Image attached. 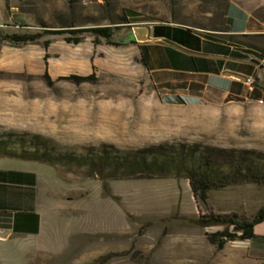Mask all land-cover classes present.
Returning <instances> with one entry per match:
<instances>
[{
	"label": "rangeland",
	"instance_id": "374dc122",
	"mask_svg": "<svg viewBox=\"0 0 264 264\" xmlns=\"http://www.w3.org/2000/svg\"><path fill=\"white\" fill-rule=\"evenodd\" d=\"M224 7V0H0V158L37 169L47 219L40 237L18 238L0 220V264H264V222L252 240L223 249L208 236L234 226L205 225L216 217L252 221L264 209L262 87L247 100L162 90L133 34L161 23L221 27L208 16ZM104 27L114 31L111 45L81 32ZM160 33L173 60L204 53L217 71L229 56L180 27ZM23 36L36 39H11ZM77 36L79 45L66 41ZM199 169L213 175L205 202L188 180Z\"/></svg>",
	"mask_w": 264,
	"mask_h": 264
},
{
	"label": "crops",
	"instance_id": "0c3cea01",
	"mask_svg": "<svg viewBox=\"0 0 264 264\" xmlns=\"http://www.w3.org/2000/svg\"><path fill=\"white\" fill-rule=\"evenodd\" d=\"M224 2L223 10L208 16L211 19L214 15L221 27L196 29L173 23L144 25L150 28V41L137 42L136 49L138 54L145 50L149 74L156 86L182 94L197 88L213 89L226 97L247 100L252 94H249L250 88L245 81L226 77L225 73L246 77L248 72L255 76L257 86L264 92V0ZM233 12L241 17L239 23L231 20ZM166 26L180 27L204 43L217 44L229 56L219 62L217 71L212 67L214 61L204 53L187 51L184 54L180 52L174 60L168 58V51H173L172 45L160 33L161 27ZM237 38H250L252 41L245 44L235 40ZM200 60L205 63L201 64ZM212 72L217 74V78L210 84L209 79L214 76ZM40 184L41 175L34 166L0 158V220L8 222V236L35 237L38 234L40 237L44 233L47 219L40 204Z\"/></svg>",
	"mask_w": 264,
	"mask_h": 264
},
{
	"label": "trees",
	"instance_id": "16d2710c",
	"mask_svg": "<svg viewBox=\"0 0 264 264\" xmlns=\"http://www.w3.org/2000/svg\"><path fill=\"white\" fill-rule=\"evenodd\" d=\"M82 33H93L96 36L105 39L111 45V39L114 35L112 28H92L88 30H81ZM63 33V32H57ZM80 33V32H77ZM16 43H27L29 41H34L36 38L34 36H23V37H12ZM70 44L79 45L83 41L82 36H77L75 38H67L66 40ZM93 76L89 77H76L73 76L72 79L78 82L90 81ZM191 189L193 191L194 197L200 199V201L205 202L209 191L212 189L213 175L208 172V170L199 169L193 171L188 177ZM264 222V209H262L258 216L252 221L246 220L245 218H238L234 222H227L225 217H216L212 221L206 222V226H217L231 224L234 226V231L231 232L230 229L224 230L222 232L212 233L208 236L210 243L218 246L219 249H223L227 243L232 241H248L256 237L255 229L256 227Z\"/></svg>",
	"mask_w": 264,
	"mask_h": 264
},
{
	"label": "water",
	"instance_id": "95a60500",
	"mask_svg": "<svg viewBox=\"0 0 264 264\" xmlns=\"http://www.w3.org/2000/svg\"><path fill=\"white\" fill-rule=\"evenodd\" d=\"M133 34L136 42L138 43H145L150 41V28L148 26H139L134 28ZM225 76L229 78H235L241 81H246V77L231 72H226Z\"/></svg>",
	"mask_w": 264,
	"mask_h": 264
},
{
	"label": "built area",
	"instance_id": "2783aa9c",
	"mask_svg": "<svg viewBox=\"0 0 264 264\" xmlns=\"http://www.w3.org/2000/svg\"><path fill=\"white\" fill-rule=\"evenodd\" d=\"M245 84L250 88V90H252L253 87H254L255 84H256V79H255V77H254V76L246 77Z\"/></svg>",
	"mask_w": 264,
	"mask_h": 264
},
{
	"label": "bare ground",
	"instance_id": "6f19581e",
	"mask_svg": "<svg viewBox=\"0 0 264 264\" xmlns=\"http://www.w3.org/2000/svg\"><path fill=\"white\" fill-rule=\"evenodd\" d=\"M75 125V124H74Z\"/></svg>",
	"mask_w": 264,
	"mask_h": 264
}]
</instances>
